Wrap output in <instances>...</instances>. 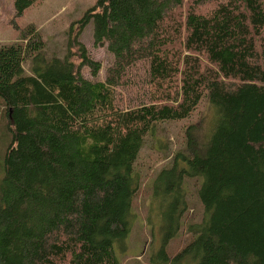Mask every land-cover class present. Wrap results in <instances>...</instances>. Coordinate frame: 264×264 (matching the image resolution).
Instances as JSON below:
<instances>
[{
  "label": "trees",
  "instance_id": "obj_1",
  "mask_svg": "<svg viewBox=\"0 0 264 264\" xmlns=\"http://www.w3.org/2000/svg\"><path fill=\"white\" fill-rule=\"evenodd\" d=\"M36 1L15 0L16 16ZM84 13L79 29L94 21L113 55L103 78L78 40L47 59L34 24L0 47V264H129L117 249L142 149L184 120V146L159 150H171L152 180L164 243L147 264H264V0H96ZM204 108L202 132L191 120ZM192 179L203 214L170 255Z\"/></svg>",
  "mask_w": 264,
  "mask_h": 264
},
{
  "label": "rangeland",
  "instance_id": "obj_2",
  "mask_svg": "<svg viewBox=\"0 0 264 264\" xmlns=\"http://www.w3.org/2000/svg\"><path fill=\"white\" fill-rule=\"evenodd\" d=\"M15 0H0V47L9 42L19 41L21 38V31L27 28L28 25L34 24L41 32L45 48L43 54L47 59L58 57L64 59L72 47V53L76 51L75 45H71V41L78 40L86 45L89 50L88 53L95 59L99 60L102 65L100 77L103 78L108 64H111L113 55L108 52L106 47L95 46L94 43V21H91L82 30L79 29L77 23L89 8L95 5L96 0H39L35 4L28 7L24 14L16 16ZM17 25L18 27H16ZM74 49V50H73ZM73 60L80 62L78 55L74 54ZM35 66V63H28L26 70L28 72L30 67ZM88 74L90 70L84 69ZM204 105L201 106L202 109ZM199 109V110H200ZM203 116L205 119H202ZM201 117V118H200ZM209 118L206 109L197 111L191 121H195L202 132L207 119ZM202 119V120H201ZM201 120V121H200ZM190 121V122H191ZM202 123V124H201ZM189 121L168 122L158 126L157 137L159 142L157 144L156 137L152 140L148 139L142 149L139 162L140 169L143 171V179L139 192L135 195L133 208L135 221L132 232L126 240V247L123 252L117 249V254L124 263L129 264H147L148 255L155 249H159L164 243L163 222L152 214V188L153 178L156 172L163 166L170 162L169 154L167 152H159V150L169 145L172 142L171 149L180 148L184 146L185 127ZM0 122V159L5 151L10 137L2 129ZM184 136V137H183ZM167 138L169 141L166 143ZM157 148V150H155ZM197 180L192 179L187 185V201L188 210L184 215V219L177 235L170 239L167 245V251L170 255H174L183 248L190 240V234L187 233V225L189 222L198 221L203 214V206L197 195ZM155 212V208L153 207Z\"/></svg>",
  "mask_w": 264,
  "mask_h": 264
}]
</instances>
